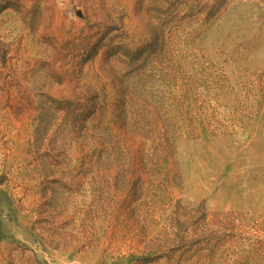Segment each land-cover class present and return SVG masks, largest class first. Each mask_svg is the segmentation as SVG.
Here are the masks:
<instances>
[{"label": "rangeland", "instance_id": "rangeland-1", "mask_svg": "<svg viewBox=\"0 0 264 264\" xmlns=\"http://www.w3.org/2000/svg\"><path fill=\"white\" fill-rule=\"evenodd\" d=\"M0 264H264V0H0Z\"/></svg>", "mask_w": 264, "mask_h": 264}]
</instances>
